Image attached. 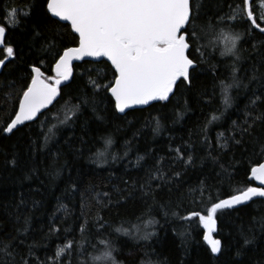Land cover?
Listing matches in <instances>:
<instances>
[{
    "label": "snow or ice",
    "instance_id": "1",
    "mask_svg": "<svg viewBox=\"0 0 264 264\" xmlns=\"http://www.w3.org/2000/svg\"><path fill=\"white\" fill-rule=\"evenodd\" d=\"M35 8L33 0H27L26 11L4 9L3 18H0V53L6 54V58L0 56V70L7 71L11 62L21 55L20 50L8 42L9 30L25 29ZM44 8L47 24L43 29L33 27L28 41L30 48L35 49L40 44L38 52L43 54L25 65L27 76L23 78L18 96L8 95L7 100L14 101V110L7 122L0 126V133L14 134L24 128L35 127L40 131L32 140L31 147L34 152L47 150L53 133L51 128H47V134H44L47 127L45 121L52 111H62V118L58 116L57 119L61 124L71 126L69 120L76 122L73 118H78L82 105H90L95 111L105 101L114 112L125 115L130 109L147 110L158 105L165 109L173 102L177 107L182 104V110H174L173 122L177 123L189 111L188 102L183 99L185 93L192 90L194 80L203 70L202 66L207 65L214 83L211 92L201 93V100L212 104L219 88L222 108L214 109L209 114L211 118L197 129V136L202 137L200 144L207 153L204 159H211L214 166H219L220 172L216 175L222 180L231 181L236 172V163L234 160L225 163L221 157L230 146H243L246 137H253L259 149L258 152L254 150L253 155L258 159L249 160L244 175L257 186L248 184L222 197L214 185L199 181L188 194L195 207L182 210L179 204L175 209L164 204L159 207L164 210L165 217L170 214L183 222L180 235L185 241L191 238L193 227H201L202 239L210 253L217 257L222 255L221 239L215 236L218 214L223 215L224 210L249 202L255 203L254 198H264V137L254 136L257 125L264 126V109L261 107L264 105V73H259L253 67L249 76L248 70L242 69L247 51L242 42L255 39L257 32L264 34V0H239L238 3L229 4L226 12L215 17H207L198 0H45ZM48 24L69 28L74 34L73 44L57 49L54 39L43 35L48 30ZM221 44L223 50L219 51L220 57L231 58L230 62L224 63L230 74L216 76L217 64L213 63V56ZM260 45H264V38L252 47L257 49ZM48 57H51V63H48ZM81 61L85 65L93 62L104 64L107 70L86 68L84 72L76 74L74 70L80 67L76 62ZM77 75L85 79V87L73 93L69 89ZM237 91L249 94L248 103L242 110V122L233 120L231 128L227 129L228 134L216 133L217 149L209 128L220 123L225 112L233 108L236 99L234 93ZM73 96L80 101L79 104L71 103ZM145 123L154 136L165 128L160 116H153ZM41 136L43 144L39 143ZM105 143L111 146L113 140L108 137ZM130 144L131 141L125 143L122 156L110 154L106 149L90 157V161L98 167L115 164L128 157ZM192 146L190 138L183 148H169L174 154L173 160L180 164L172 175L163 166V159L157 158L153 166L146 168L139 187L133 185L141 200L148 205V211L137 218L135 226L131 222L121 221V227H114L106 221L100 213L113 203L111 194L96 192L93 186H89L85 191L90 194V199L86 200L84 193H80L82 204L90 207L91 200H94L96 210L91 219L82 210L84 223L79 226V237L69 238L66 235L63 247L58 246L54 253H46L41 258L36 254V249L44 245L35 240L29 241L30 221L25 218L23 227L16 230V235L0 239V264H96L98 261L121 264L114 254L127 241L118 247L120 236L137 243L144 241L146 249L155 235L151 225L156 222L148 219L146 226H141L139 222L146 219L152 206L156 205L158 189L166 187L171 191L174 184L183 183L180 177L184 172L195 167L196 160L188 151ZM143 159V156H137L135 166L141 167ZM9 163L15 166L16 160L12 159ZM129 163L132 162L129 160ZM72 190L77 191L75 187ZM119 202L120 198L117 197L115 203ZM59 210L65 213V217L70 215L64 205H60ZM256 223L264 235V217ZM124 224H128V227H124ZM92 228L96 231V237L92 235ZM105 228L111 231L105 233ZM60 231L55 224H50L45 239ZM71 231V228L64 229L65 233ZM112 233L119 235L113 238ZM238 235L242 243L236 249V255L240 256L247 246L256 244L257 236L251 226L246 231L241 227ZM21 247L24 251H21ZM90 251L99 252V255L89 256ZM145 255H148L147 252ZM141 264L154 262L141 261Z\"/></svg>",
    "mask_w": 264,
    "mask_h": 264
},
{
    "label": "trees",
    "instance_id": "2",
    "mask_svg": "<svg viewBox=\"0 0 264 264\" xmlns=\"http://www.w3.org/2000/svg\"><path fill=\"white\" fill-rule=\"evenodd\" d=\"M238 2L239 0H198L207 17L223 14L228 10L229 4ZM33 3L36 5L35 12L27 21L26 28L8 32V42L18 48L21 55L16 61L11 62L7 71L2 70L0 74V126L7 122L9 114L14 110L12 107L14 101L9 102L7 97L9 94L18 96L24 82L23 78L27 76L25 65L43 54L38 52L40 44H37L35 49L30 48L28 44L32 28L39 26L43 29L47 24L45 0H33ZM26 4L27 0H0V18H3L6 8H19L22 12L26 11ZM47 28L43 35L53 38L57 49L73 44L74 34L69 28H57L50 24ZM262 38L264 35L257 32L255 39L242 42L247 49L244 53L246 59L242 69L248 70L249 76L253 67L259 73H264V45H260L257 49L252 47ZM221 50H223V44L213 56V63L217 64L214 73L216 76L230 74L224 63L230 62L231 58L220 57ZM0 56L6 58L4 53H0ZM48 63H51V57H48ZM79 65L80 67L74 70L76 74L84 72L86 68L107 70L104 64L85 65L82 62ZM202 68L203 70L194 80L192 90L185 93L183 97L188 102L189 111L184 119L177 123L173 122L174 110H182V104L177 107L173 102V105L165 109H161L159 105L147 110L137 109L121 116L114 112L111 105L105 101L95 111L90 105H82L78 118H73L76 122L72 123L69 120L68 124L71 126L61 124L57 119L58 116L62 118V111H52L45 121L47 127L44 134H47V128H51L53 133L52 142L47 150L34 152L31 147L32 140L36 139L40 131L35 127L24 128L9 136L0 133V239L16 235V230L23 227V220L27 218L30 221L29 241L35 240L44 245L36 249V254L43 258L46 253H54L58 246L63 247L66 243V235L69 238L79 237V226L84 223L82 210L89 219L95 212L94 200H91L90 207H84L81 200V192L84 193L86 200L90 199V194L85 191L89 186H93L96 192L111 194L113 203L100 213L106 221L114 227H121V221L131 222L135 226L137 218L148 211V205L141 200L133 185L139 187L144 180L146 168L153 166L157 158L163 159V166L168 170V174L172 175L180 168V164L173 160L174 154L169 151V148H183L191 138L193 146L188 151L196 160L195 167H190L184 172L180 177L183 183L174 184L171 191L166 187L158 189L155 197L156 205L152 206L150 215L139 222L141 226H146L148 219L156 222L151 225L155 235L148 242L149 246L145 249L144 241L137 243L128 237L120 236L117 246L119 247L124 241L127 243L114 254L117 261L121 264H141V261L149 260L154 264H264V235L261 234L259 225L256 223L264 217L262 199L233 210H224L223 215L218 214L215 236L221 239L223 247L222 255L218 257L213 256L204 243L201 227H193L191 238L185 241L180 235L183 222L170 214L165 217L164 210L159 207L162 204L169 205L173 209L179 204L181 210L195 207L188 194L199 181L214 185L222 197L243 189L248 184L256 186L244 175L249 160L258 159L256 155H253L254 150L257 152L259 150L253 137H246L243 146H230L221 157L225 163L232 160L236 163V172L231 181L222 180L216 175L220 172L219 166H214L211 159H204L207 153L200 144L202 137L197 136V129L204 125L206 119L211 118L209 114L214 109L222 108V97L220 89L217 88V98L212 104H206L201 100V93L211 92L214 83L213 74H210L208 66L204 65ZM84 87L85 79L77 75L69 91L76 93L78 89H84ZM234 95L236 99L233 108L225 112L220 123H215L209 128V134L217 149H219V143L215 139L216 133L228 134L227 129L231 128L233 120L242 122V110L248 103V93L237 91ZM70 99L73 104L80 103L75 96ZM261 107L264 109V105ZM153 116H160L165 124L164 130L156 136L145 123ZM254 136L264 137V126L257 125ZM108 137L113 140L111 146L105 143ZM128 141H131V151L127 158L104 167H98L90 161V157L106 149L110 154L122 156L124 145ZM39 143L43 144L42 136ZM137 156L144 157L139 168L135 166ZM12 159L16 160L15 166L9 163ZM129 160L132 163H129ZM74 187L77 189L76 192L72 190ZM117 197L120 198L118 204L115 203ZM60 205L66 206L70 215L65 217V213L59 210ZM50 224H55L61 231L45 239ZM123 226L128 227V224ZM250 226L256 232L257 242L255 245L247 246L243 253L237 256L236 249L242 243L238 231L241 227L246 231ZM89 227L92 225L89 224ZM65 228H71L72 231L65 233ZM109 231L111 230L108 228L104 229L105 233ZM92 235L96 237L94 228H92ZM112 235L115 238L119 234L112 233ZM100 247L103 248V246ZM21 251H24L23 247ZM91 255H99V252L90 251L89 256Z\"/></svg>",
    "mask_w": 264,
    "mask_h": 264
},
{
    "label": "water",
    "instance_id": "3",
    "mask_svg": "<svg viewBox=\"0 0 264 264\" xmlns=\"http://www.w3.org/2000/svg\"><path fill=\"white\" fill-rule=\"evenodd\" d=\"M61 23H64V22H61ZM264 35V34H263ZM77 64H80V63H82V61L81 62H76ZM93 63H95V62H93ZM2 70H0V72H1ZM137 109H140V108H137ZM137 109H130V110H127V113L128 112H130V111H133V110H137ZM119 115H121V116H124L125 114H120V113H118ZM5 135H7V136H9V135H11V134H7V133H4ZM255 183V182H254ZM255 185L257 186V184L255 183ZM255 200H258V199H264V198H254ZM251 202H249V204H250ZM248 205V204H247ZM241 206H245V205H241ZM241 206H238V207H241ZM237 207V208H238ZM233 209H236V208H233ZM233 209H226V210H233ZM217 233V232H216ZM215 233V234H216ZM207 246V245H206ZM215 257H217V256H215Z\"/></svg>",
    "mask_w": 264,
    "mask_h": 264
},
{
    "label": "rangeland",
    "instance_id": "4",
    "mask_svg": "<svg viewBox=\"0 0 264 264\" xmlns=\"http://www.w3.org/2000/svg\"><path fill=\"white\" fill-rule=\"evenodd\" d=\"M96 264H103V262L102 261H98V262H96Z\"/></svg>",
    "mask_w": 264,
    "mask_h": 264
},
{
    "label": "clouds",
    "instance_id": "5",
    "mask_svg": "<svg viewBox=\"0 0 264 264\" xmlns=\"http://www.w3.org/2000/svg\"><path fill=\"white\" fill-rule=\"evenodd\" d=\"M103 262V261H102ZM103 264H108V262H103Z\"/></svg>",
    "mask_w": 264,
    "mask_h": 264
}]
</instances>
